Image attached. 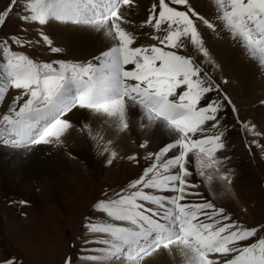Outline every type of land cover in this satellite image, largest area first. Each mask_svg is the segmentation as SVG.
<instances>
[{
    "label": "snow or ice",
    "instance_id": "snow-or-ice-1",
    "mask_svg": "<svg viewBox=\"0 0 264 264\" xmlns=\"http://www.w3.org/2000/svg\"><path fill=\"white\" fill-rule=\"evenodd\" d=\"M210 38L264 82V0H8L0 9V149L13 180L78 159L72 131L105 168L139 169L101 189L60 264H264V220L247 224L212 198L236 196L238 127L264 160V123L222 88Z\"/></svg>",
    "mask_w": 264,
    "mask_h": 264
},
{
    "label": "rangeland",
    "instance_id": "rangeland-1",
    "mask_svg": "<svg viewBox=\"0 0 264 264\" xmlns=\"http://www.w3.org/2000/svg\"><path fill=\"white\" fill-rule=\"evenodd\" d=\"M7 3L8 0H0V9ZM13 30H15L14 21L10 22L8 27L3 31L10 32ZM27 51L29 54L36 55L40 59L46 60L50 58V54L43 49H29ZM223 75L225 76L224 71ZM225 77L229 80L227 76ZM229 81L227 85H230L233 81L231 83L233 87L237 86L235 80H231L230 83ZM221 86L232 98L237 108H240L239 101L235 98L233 90H229L226 85ZM234 91L237 90L235 89ZM238 92L240 93V91ZM248 118L259 126L258 119L254 117ZM72 133L75 136H71V138H75L77 131H72ZM243 136L244 133L238 127L231 137L235 145L233 152L235 153V164L238 168V175L233 185V191L236 196L233 197L232 194L227 192H213L212 198L217 204L231 209L243 222L255 224L264 220V160L261 159L263 161V170L259 173L256 170V159L244 148ZM248 139H252V137L249 136ZM72 146L69 147L71 151L73 150V154H75V146ZM79 155V160H84L82 164L86 165L84 168L80 167L85 171L88 168L96 169L99 175L103 174L101 172H104L107 178L115 179L120 170L124 171L123 166L127 165L131 169L130 173L132 175L135 173L132 170L133 167H130L126 161H119L114 167L105 169L102 161L98 165L92 158L85 159L86 155ZM0 157V163L4 164V154L1 155L0 153ZM71 162L73 160L67 159L68 166L64 171L65 174H68L66 176L74 174V169L77 168L76 161L74 160V165ZM123 162L126 163L122 164ZM79 171L80 175H83L81 170ZM45 177L43 176L42 178ZM40 180L41 178L33 180L34 183H32L31 188L36 196L29 200V204L15 206L10 204L9 200L15 199L18 191L19 196H21L18 199H27L28 195L26 193L31 190L30 185L21 183L20 181H13L7 185L0 179V260L6 259L11 255H20L24 258L25 264H60L64 253L68 251L67 241L80 232L81 221L89 213L90 206L101 190V188L100 190L96 189L95 194L84 197L85 200L82 199L70 205V212L74 214L69 212L65 216L61 213L62 210L60 208L63 205L69 204V202H65V199L67 201H70L69 199L73 200L72 194L70 193L69 195L67 193L68 197L62 195L63 197L57 201L49 198L43 194L45 188L41 186L43 182ZM5 190L8 191L9 196L12 197L11 199L5 194ZM19 196L17 195V197ZM21 212L26 215H21Z\"/></svg>",
    "mask_w": 264,
    "mask_h": 264
},
{
    "label": "bare ground",
    "instance_id": "bare-ground-1",
    "mask_svg": "<svg viewBox=\"0 0 264 264\" xmlns=\"http://www.w3.org/2000/svg\"><path fill=\"white\" fill-rule=\"evenodd\" d=\"M67 38L70 39V37ZM209 44L214 54L217 56V59L222 63L225 76H227L230 81L235 80L237 82V86L235 88L231 84L233 81L230 83L229 80L228 81L230 85L226 84V86H228L229 90H233L235 98H237V100L239 101V109L241 110V114L246 117H254L255 119H258L259 125L264 123V108H262L258 103L261 98H264V82L261 81L259 76L255 75L252 71L248 70L247 68L241 65L238 59V55L234 49L230 48L228 45L222 42H217L216 40L211 38L209 39ZM235 89L237 91H234ZM238 91H240V93ZM94 130L99 131L106 138L112 135L111 130L108 128V126L104 125L99 120H96L94 122ZM71 136L74 137L75 135L71 132L67 136V144H70V147L72 145L75 146V155H86L85 159L92 158L99 165L100 161L103 160V157L98 156L95 153V151L89 145L88 140L78 131L75 138H71ZM119 144L125 151L131 150V146L127 139L119 141ZM0 153L1 155H3L4 150L0 149ZM255 159L257 163L256 170L261 173L263 170V161H261L258 155H256ZM75 161L77 163H75L77 168L74 169V174H72L71 176H66L68 174L64 173L66 167L68 166L66 159L63 165L60 167L39 168L29 171L25 174L24 178L19 181L21 183L30 185L29 187L31 188L32 183H34L33 180L41 178L40 181L43 182L41 186L45 188L43 194L56 201L63 197L62 195L68 197L71 193L73 196V200L69 199L70 201H67L65 199V202H69V204L65 206L63 205L62 208H60L62 210L61 213L66 216L71 211L70 205H72L76 201H80L82 199L85 200L84 197H88L89 195L95 194L96 189L100 190V188L102 189L109 185L115 187L123 183L128 177L132 176V174L130 173L131 169H129L127 165L123 166L124 171L120 170L118 172V176L115 179H112L107 178L104 172H101L103 174L99 175V173L97 172L98 170L96 169L93 170L92 168H88V172L85 171L81 168H84L86 166L82 164L84 163V160H79V157ZM71 163L74 165V160ZM125 163L126 162H123L122 164ZM79 170H81V173H83V175H80ZM132 170L136 172L139 169L133 167ZM43 176L48 177L42 178ZM0 177L1 181L5 182L7 185H9L10 182H16L15 180H13L10 172L6 170L5 163H0ZM100 191L98 192V194L100 193ZM5 192L9 199H11L12 197L9 196L8 191L5 190ZM26 194L29 197H27L28 201L36 196L35 192L32 191V188ZM17 195L19 196V191L17 192ZM17 195L15 199L18 200V198H20L21 196L17 197ZM70 213L74 214L73 212ZM158 264H174V262L169 257H163L158 261Z\"/></svg>",
    "mask_w": 264,
    "mask_h": 264
}]
</instances>
